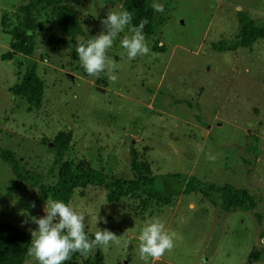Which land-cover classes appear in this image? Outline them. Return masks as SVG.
<instances>
[{
  "label": "rangeland",
  "instance_id": "rangeland-1",
  "mask_svg": "<svg viewBox=\"0 0 264 264\" xmlns=\"http://www.w3.org/2000/svg\"><path fill=\"white\" fill-rule=\"evenodd\" d=\"M151 1L162 4L163 11L157 12L161 23L155 34H144L150 54L128 59L120 44L131 35L126 29L107 52L117 65V80L102 73L103 84L85 73L73 50L82 38L90 40L106 31L101 20L110 11H120L121 0H65L81 20L82 34L74 42L60 32L50 5L36 1L28 14L36 24L31 55L0 56V147L35 172L42 184H50L57 169L49 143L59 131H69L58 161H87L104 173L132 179L133 148L149 165L161 191L176 187L177 181L165 175L177 172L252 187L264 197V38L247 48L222 52L211 48L238 33L237 11L264 22V0ZM29 2L0 0V55L10 50L8 32L20 25V7ZM155 41L162 48H154ZM27 58L43 82L41 103L30 111L10 91ZM180 99L191 106L175 102ZM248 133L257 149L255 160L247 155L251 169L240 159ZM104 194L98 186L75 188L67 204L85 214L87 233L107 229L120 236L119 245L98 246L106 264H145L138 237L154 219L174 231L177 239L170 252L148 264H264L246 262L251 249L264 253V199L253 209L261 217L257 222L253 211L222 212L196 192H179L169 204L151 199L144 210L138 199L124 196L108 203ZM48 200L37 184L16 179L0 159V220L32 233L38 229L33 218L46 214ZM86 256L75 253L69 261ZM23 264H36L28 251Z\"/></svg>",
  "mask_w": 264,
  "mask_h": 264
},
{
  "label": "trees",
  "instance_id": "trees-1",
  "mask_svg": "<svg viewBox=\"0 0 264 264\" xmlns=\"http://www.w3.org/2000/svg\"><path fill=\"white\" fill-rule=\"evenodd\" d=\"M30 0L28 5L20 7L22 19L20 25L9 30L11 39L9 41L10 50L1 54V59H11L13 53L24 56L31 55L34 48V30L36 24L28 17L35 2ZM50 5V13L58 22L60 32L74 42V39L82 34L81 20L77 14L65 4V0H44ZM151 0H121V10H128L133 13L132 24L138 26L141 20L147 19L143 33L146 35L155 34L161 18L157 11L152 8ZM240 28L238 33L231 39H220L211 45L212 50L222 52L234 50L238 47H250L256 40L264 38V22L257 23L249 18L245 13L237 11ZM88 39L82 38L80 42L86 43ZM154 48H162L154 42ZM77 44L75 45L76 48ZM75 49L73 50V54ZM35 63L26 59L25 68L19 80L10 87L13 95L23 99L27 105V111L37 109L41 103L43 82L36 74ZM86 73V71H85ZM99 84L105 83V78L100 74L97 79ZM191 106L187 99L176 100ZM256 112V109L254 108ZM251 134L245 135L244 145L241 148L243 154L240 159L244 163L253 167L248 160L250 155L255 160L256 146L250 141ZM70 139L69 131H59L52 139L51 150L54 151V161L56 163L55 179L50 184H42L37 174L29 171L18 161L14 154L5 148L0 147V159L6 163L16 179L26 180L37 184L38 190L50 200L63 201L67 204L75 188L83 189L88 185L98 186L105 190V200L108 203H115L121 197L129 196L138 199L141 209L147 208L151 199L156 203L169 204L171 197L179 192L187 194L196 192L198 195L213 206H218L222 212L235 210L253 211L259 201L264 199L256 191L247 187H237L227 182L218 183L200 180L190 174L183 176L181 173H170L165 175L171 181H177L176 187L168 191H161L155 186V176L151 174L149 165L138 159L137 153L130 148V167L134 173L132 179H123L111 174L104 173L100 169L90 166L87 161L60 160ZM225 151L234 150L231 146H222ZM237 153V150L236 152ZM254 192V193H253ZM150 200V201H149ZM253 216L259 222L261 217L257 211H253ZM90 239H94L92 233H87ZM32 240L29 231L0 220V264H23L24 258ZM255 260H264V253L250 250L246 262L252 263ZM64 264H106L103 255L98 247L90 251L87 256L78 262L65 261ZM115 264H122L117 262Z\"/></svg>",
  "mask_w": 264,
  "mask_h": 264
},
{
  "label": "clouds",
  "instance_id": "clouds-1",
  "mask_svg": "<svg viewBox=\"0 0 264 264\" xmlns=\"http://www.w3.org/2000/svg\"><path fill=\"white\" fill-rule=\"evenodd\" d=\"M151 6L157 12L163 11L162 4L154 3ZM132 20L133 13L128 10L110 11L107 17L101 20L106 31L86 43L77 41L75 51L88 75L99 78L101 73H107L112 82L117 80L114 74L117 65L108 57L107 52L126 29L131 35H125L120 44L126 50L128 59L133 60L138 56L150 54L143 33L148 20H141L138 26L133 25ZM208 158L213 161L216 159L212 155ZM45 213L43 217L33 218L38 229L31 233L34 239L28 249V256L33 258L36 264H64L75 253L86 256L98 246L108 248L110 245L120 244V236L107 229L96 231L94 239H90L86 234L85 214L63 201L48 200ZM138 239L140 259L148 264L150 259L158 261L175 247L177 234L167 229L161 220L154 219L143 228Z\"/></svg>",
  "mask_w": 264,
  "mask_h": 264
},
{
  "label": "crops",
  "instance_id": "crops-1",
  "mask_svg": "<svg viewBox=\"0 0 264 264\" xmlns=\"http://www.w3.org/2000/svg\"><path fill=\"white\" fill-rule=\"evenodd\" d=\"M234 161H235V159H234ZM235 163H236L238 166H241V165H242V163H238V162H236V161H235ZM238 166H237V167H238ZM236 182H237V181H236ZM237 183H238V182H237Z\"/></svg>",
  "mask_w": 264,
  "mask_h": 264
},
{
  "label": "water",
  "instance_id": "water-1",
  "mask_svg": "<svg viewBox=\"0 0 264 264\" xmlns=\"http://www.w3.org/2000/svg\"><path fill=\"white\" fill-rule=\"evenodd\" d=\"M99 91H102V88L96 87ZM49 145H52V143H49Z\"/></svg>",
  "mask_w": 264,
  "mask_h": 264
}]
</instances>
